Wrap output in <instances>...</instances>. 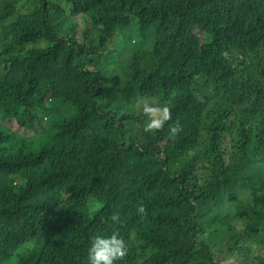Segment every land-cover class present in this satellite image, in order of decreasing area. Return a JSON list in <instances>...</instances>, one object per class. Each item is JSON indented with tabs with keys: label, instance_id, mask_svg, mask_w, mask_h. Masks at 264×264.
I'll return each instance as SVG.
<instances>
[{
	"label": "trees",
	"instance_id": "obj_1",
	"mask_svg": "<svg viewBox=\"0 0 264 264\" xmlns=\"http://www.w3.org/2000/svg\"><path fill=\"white\" fill-rule=\"evenodd\" d=\"M87 1L31 0L33 9L48 12L31 18L43 25L77 23ZM52 2L71 3L72 12L57 13ZM2 6L0 0V14ZM93 8L100 38L113 25L131 27L136 21L137 34L150 44L132 52L125 83L108 86L94 67L101 53L91 35L79 49L77 77L68 82L75 95L70 113L44 99V86L40 103L35 98L11 103L18 113L26 106L40 111L46 139L38 149L33 135L15 139L11 132L0 139V264L25 243L28 253L19 255L18 264H89L83 251L91 238L113 231L128 244L125 264H193L197 251L216 264L200 213L236 197L244 202L233 220L242 234L253 235L256 247L240 264H264V176L258 177L259 164L264 166V109H257L254 98L256 89L264 97V52L256 63L232 55L236 48L264 46V0H96ZM47 30L56 42L53 52L65 54L59 43L74 38L73 30ZM195 55L198 68L188 69ZM84 73L91 75L88 82L79 80ZM193 94L207 101L190 107ZM124 101H142L140 110L125 111ZM145 102L171 108L172 119L154 134L143 130ZM177 120L182 131L170 138L169 125ZM192 120L199 123L196 133L184 127ZM208 120L222 125L206 128ZM79 150L86 164L79 162ZM63 152L74 156L61 164ZM97 152L109 169L92 157ZM45 154L57 158L49 177L21 188L15 182L20 169L34 159L42 162ZM201 158V170L186 173ZM167 169L172 175L165 176ZM158 178L166 189L146 191ZM190 181L203 187L178 190ZM62 189L69 198L60 201ZM92 200L105 201L111 210L98 208L88 218ZM140 206L145 213H138ZM113 212L119 222L108 219ZM195 241L207 247L197 248Z\"/></svg>",
	"mask_w": 264,
	"mask_h": 264
},
{
	"label": "rangeland",
	"instance_id": "obj_2",
	"mask_svg": "<svg viewBox=\"0 0 264 264\" xmlns=\"http://www.w3.org/2000/svg\"><path fill=\"white\" fill-rule=\"evenodd\" d=\"M36 3H34L35 5ZM51 6L58 9L59 6L71 8L72 4L52 2ZM79 7V22L77 23H49L43 25L34 21L31 16L46 14V11H35L31 0H3L0 14V110L9 112L12 102H21L35 98L41 101L40 89L44 86V99L55 105L59 110L70 113L74 110V92L68 88V82L77 77L76 65L79 61V49L92 37L98 45L101 54L95 55L96 69L101 70L102 76L108 86L123 85L128 77V63L133 51L144 50L149 46V40H142L136 32V21L131 27L113 25L105 37H99L101 30L94 18L86 16ZM59 13V11H56ZM93 19V20H92ZM94 22V25L91 23ZM70 27L75 36L72 39H63L60 46L66 50L65 54H56L53 49L56 42L48 32L51 29ZM79 27L81 30L79 31ZM140 45V48H137ZM18 47L14 53L11 47ZM264 52V46L252 47L247 50L236 48L232 51L235 61H239L240 55L245 56L249 62L256 63L259 54ZM200 56L195 55L187 64L188 69H197ZM88 82L91 75L84 73L79 75V80ZM203 81L202 77L197 78ZM138 104L124 101L122 109L127 112H138ZM20 125L29 127V135L35 139V148L41 147L46 136L44 127L39 117L40 111L32 106L19 108ZM168 140L163 142L167 144ZM168 145V144H167ZM69 152H63L62 155ZM57 158L51 154H45L41 162L42 166H53ZM244 198L236 197L226 201L220 208H214L208 212L210 217L202 218L204 236L215 253L216 264H240V261L248 254L255 252L256 247L252 241V234H242L241 225L234 222L233 217L243 207ZM99 208L111 210V205L102 201ZM201 214V213H200ZM185 234H182L184 238ZM197 242L193 244L196 246ZM205 243V242H204ZM206 244V243H205ZM207 246V244H206ZM29 243H25L19 254L7 259L3 264H18L19 255L28 253ZM176 255L180 254L177 250ZM193 264H208L203 259L200 251L192 255ZM149 264V263H148Z\"/></svg>",
	"mask_w": 264,
	"mask_h": 264
},
{
	"label": "clouds",
	"instance_id": "obj_3",
	"mask_svg": "<svg viewBox=\"0 0 264 264\" xmlns=\"http://www.w3.org/2000/svg\"><path fill=\"white\" fill-rule=\"evenodd\" d=\"M254 98L256 100V106L258 110L264 109V97L263 94L256 89L254 91ZM143 114L146 117L144 123L145 133H155L162 130L165 124L172 119V112L169 105L156 106L145 102L143 104ZM20 114L14 110L9 112L0 110V139L6 135L14 132L15 139H19L22 136L29 135V127L23 128L19 124ZM184 127L191 132L196 133L199 128L198 121H186ZM182 131V126L179 120L169 125V137L174 138ZM50 166L43 167L40 160L34 159L30 163L25 164L20 171V179L15 181L21 188H25L31 183L44 182L50 174ZM69 198L67 189H62L59 193V200H67ZM102 201L92 200L91 207L85 210L88 218H94L97 216L95 212L99 208V204ZM105 202V201H104ZM146 209L143 206L138 208V213H145ZM112 222H119V214L113 212L109 217ZM128 254V244L121 237L119 231H113L108 236L96 235L91 238L90 245H88L84 251L83 256L89 262V264H125V257Z\"/></svg>",
	"mask_w": 264,
	"mask_h": 264
},
{
	"label": "bare ground",
	"instance_id": "obj_4",
	"mask_svg": "<svg viewBox=\"0 0 264 264\" xmlns=\"http://www.w3.org/2000/svg\"><path fill=\"white\" fill-rule=\"evenodd\" d=\"M96 2V0H88L85 5L82 8V12L84 15L89 16L91 18H94V8L93 5ZM35 11H47V10H37L35 9ZM59 13L61 14H69L71 11V8H66L64 6H59L58 8ZM93 20V19H92ZM92 25H94V22L91 23ZM79 31L81 30V27L78 28ZM18 47L14 46L10 48V52L14 53L15 50H17ZM137 48H140V45H137ZM3 49L0 47V52H2ZM202 88V87H201ZM206 96L204 94H193L189 100V106L196 108L199 103L201 102H206ZM222 124L216 120H208L205 124L204 127L206 128H217L220 127ZM74 153H69L65 156H63L60 160L59 163L63 164L65 163L69 158L73 157ZM93 158L101 160L103 162V166L105 169H109L107 166V161L104 159L103 155L100 152L94 153L92 155ZM88 157L85 155V153H83L82 151L79 150V162H84L86 164ZM204 164V159L201 158L197 163L192 164L190 166V168L187 170L186 173H189L190 171H200L202 165ZM172 175V171L170 169H167L165 171V176H170ZM264 176V166L263 164H259V171H258V177ZM220 185V182L218 183ZM203 185L196 182V181H190L188 184L183 185L178 187L179 191H183V192H194L199 190L200 188H202ZM165 183H164V179L163 178H158L155 179L153 181H150L149 183L146 184L145 186V190L146 191H150V190H165ZM200 216L203 217H210L211 215L207 212H201ZM196 247L197 248H201V249H205L207 246L204 242H197L196 243Z\"/></svg>",
	"mask_w": 264,
	"mask_h": 264
}]
</instances>
